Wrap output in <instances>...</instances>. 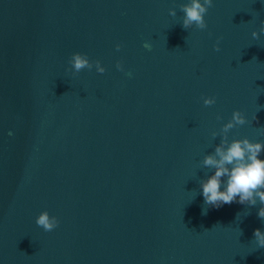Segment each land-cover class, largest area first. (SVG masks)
Returning a JSON list of instances; mask_svg holds the SVG:
<instances>
[{"label":"water","instance_id":"1","mask_svg":"<svg viewBox=\"0 0 264 264\" xmlns=\"http://www.w3.org/2000/svg\"><path fill=\"white\" fill-rule=\"evenodd\" d=\"M0 264H264V0H0Z\"/></svg>","mask_w":264,"mask_h":264}]
</instances>
